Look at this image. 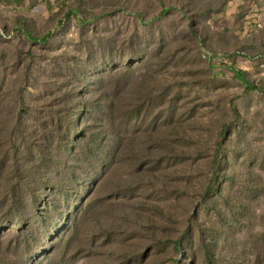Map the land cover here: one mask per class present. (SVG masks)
Instances as JSON below:
<instances>
[{
  "label": "rangeland",
  "instance_id": "374dc122",
  "mask_svg": "<svg viewBox=\"0 0 264 264\" xmlns=\"http://www.w3.org/2000/svg\"><path fill=\"white\" fill-rule=\"evenodd\" d=\"M0 264H264V0H0Z\"/></svg>",
  "mask_w": 264,
  "mask_h": 264
},
{
  "label": "trees",
  "instance_id": "16d2710c",
  "mask_svg": "<svg viewBox=\"0 0 264 264\" xmlns=\"http://www.w3.org/2000/svg\"><path fill=\"white\" fill-rule=\"evenodd\" d=\"M27 35V38L29 39V40H31L32 42H38V43H46L48 40H49V35H46V36H43V37H40V38H36V37H34V36H32V35H30L29 33H27L26 34ZM235 71V70H234ZM236 72H240V71H236ZM246 85H247V87L248 88H255V87H253L251 84H249V83H246ZM213 260L215 259V256L214 255H212V257H211ZM215 261V260H214Z\"/></svg>",
  "mask_w": 264,
  "mask_h": 264
}]
</instances>
